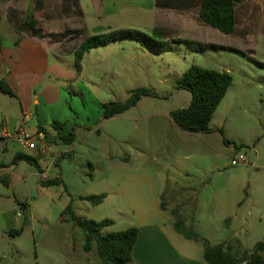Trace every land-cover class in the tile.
Listing matches in <instances>:
<instances>
[{
  "label": "rangeland",
  "instance_id": "obj_1",
  "mask_svg": "<svg viewBox=\"0 0 264 264\" xmlns=\"http://www.w3.org/2000/svg\"><path fill=\"white\" fill-rule=\"evenodd\" d=\"M133 2L106 6L128 14L138 11ZM205 26L212 33L188 38L201 43L170 40L162 49H146L127 38L86 53L63 104L40 106L25 121L27 133L35 134L39 123L47 134L38 159L43 173L25 160L12 164L17 152L33 155L35 149L0 137V162L7 164L0 175L10 178L0 182V264H103L95 246L84 249L82 228L62 213L66 204L72 200L82 219H112L103 231H118L154 221L153 197L158 202L161 190L169 207L178 205L186 227L211 244L224 240L244 251L264 241V22L247 42ZM191 64L232 76L208 132L181 130L170 116L190 102L191 92L176 82ZM137 87L158 95L103 117L102 103L125 101ZM54 117L76 127L72 144L54 136ZM239 155L246 162L232 164ZM53 178L61 182L40 183ZM101 193L106 196L99 204L83 199ZM143 211L148 215L140 219ZM189 243L195 246L190 254L201 258L202 245Z\"/></svg>",
  "mask_w": 264,
  "mask_h": 264
},
{
  "label": "crops",
  "instance_id": "obj_2",
  "mask_svg": "<svg viewBox=\"0 0 264 264\" xmlns=\"http://www.w3.org/2000/svg\"><path fill=\"white\" fill-rule=\"evenodd\" d=\"M119 1L123 0H85V4L81 0H0V80L5 81L12 91L10 94L0 90V129L5 126L9 131H15L24 119L38 115L40 106L63 104L64 93L71 91L70 82L83 71L84 56L89 52L84 54L82 68L78 72L72 50L83 36L95 30L135 28L149 34L156 30L169 41L181 38L198 43L201 41L188 38H195L205 32L212 33L206 28L207 23L198 16L201 0H135L131 5L138 11L130 10L128 14H123L107 10L106 4ZM86 8L90 9L86 11ZM124 15L132 20L117 19ZM29 17L35 20V28L41 31L42 36L25 25ZM234 19V31L228 35H236L247 42L248 35H253L264 22V0L235 2ZM65 31L67 35L61 37L60 34ZM52 34L56 37L51 38ZM53 120L62 122L65 127L66 121L57 117ZM35 134L43 135L44 139L47 137L39 123ZM56 134L55 131L54 136ZM0 137L10 138L1 133ZM4 148H7L6 143ZM40 154L36 150L33 156L38 160ZM0 168L7 170V164L0 162ZM164 195L165 191L161 190L158 202L153 197L154 221L141 222L136 226L138 236L132 249L131 262L205 264L202 257L195 258L190 254V250L195 247L189 243L190 240L174 229L172 210L179 211V207L177 204L169 207ZM162 212H168L170 217H163ZM147 215L145 211L138 214L140 219Z\"/></svg>",
  "mask_w": 264,
  "mask_h": 264
},
{
  "label": "trees",
  "instance_id": "obj_3",
  "mask_svg": "<svg viewBox=\"0 0 264 264\" xmlns=\"http://www.w3.org/2000/svg\"><path fill=\"white\" fill-rule=\"evenodd\" d=\"M241 0H201L198 16L208 25L219 31L229 34L234 31V3ZM25 25L35 34L42 36L41 31L35 28V20L31 17L25 20ZM67 31L60 34L65 37ZM51 35V38H55ZM132 38L146 49H162L169 41L164 34L159 31H152L150 34L135 28H116L107 31L96 30L90 35L84 36L72 50L74 55V66L80 72L82 68V58L84 54L93 48L103 46L111 41ZM173 42H191L181 38H173ZM232 76L228 71L203 67L191 64L177 79L176 88L186 89L191 92V99L188 105L179 107L170 112V116L175 125L187 132H208L211 130L210 121L218 104L224 97L227 89L231 85ZM0 90L12 93L10 87L3 80H0ZM144 95L157 96L158 94L149 88L137 87L130 90V95L125 101H108L102 103L103 117L110 118L122 113ZM52 127L56 131L57 138L64 144H72L76 138V127L66 128L62 122L53 120ZM226 144L234 142L224 139ZM70 156L67 152L62 154ZM20 160L28 161L36 166L41 172L40 164L33 155L17 152L14 155L12 164ZM7 174L0 176V182L8 183ZM59 178L42 179L43 186H50L60 183ZM105 193L89 195L83 197L92 205L99 204L105 198ZM163 209V204L160 205ZM63 214L70 221L76 222L84 232V249L90 251L93 246L97 251L103 264H130L132 259V249L138 236L136 226L128 227L118 231L104 232L103 228L112 224L113 220L104 218L100 221L93 219H82L72 206L70 200L64 207ZM174 217L173 227L187 240L199 242L203 248L202 259L205 264H264V241H257L251 250L240 251L232 242L223 241L211 244L209 240L190 227H186L184 219L178 210H172ZM15 230L16 233L21 231ZM239 241V240H235Z\"/></svg>",
  "mask_w": 264,
  "mask_h": 264
},
{
  "label": "built area",
  "instance_id": "obj_4",
  "mask_svg": "<svg viewBox=\"0 0 264 264\" xmlns=\"http://www.w3.org/2000/svg\"><path fill=\"white\" fill-rule=\"evenodd\" d=\"M24 117H26V114L24 115ZM25 121L26 120L24 119L23 124L15 131L11 132L4 126L0 129V133L4 137L13 138L16 142L20 143L24 147L35 149L41 154L45 153L46 152L45 147L44 144L42 143L44 140V136L43 135L40 136L39 134L31 135L27 133V131L24 128ZM238 162H246L243 155H239L238 157L232 159L231 161L232 164H236Z\"/></svg>",
  "mask_w": 264,
  "mask_h": 264
}]
</instances>
